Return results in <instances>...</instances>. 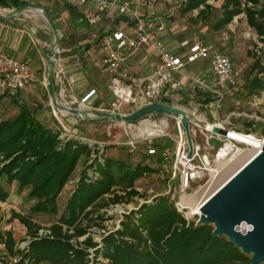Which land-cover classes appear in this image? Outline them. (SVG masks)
Wrapping results in <instances>:
<instances>
[{
	"label": "trees",
	"instance_id": "16d2710c",
	"mask_svg": "<svg viewBox=\"0 0 264 264\" xmlns=\"http://www.w3.org/2000/svg\"><path fill=\"white\" fill-rule=\"evenodd\" d=\"M211 1L217 0H185L181 14L196 11L194 21L206 23L214 10ZM21 4L19 0H0L2 8ZM219 9L220 17L209 24V30L221 31L243 14L247 26L262 43L264 54V0H222ZM253 68L256 74L245 86L248 96L264 91V64L255 63ZM199 101L208 105L212 98L204 96ZM16 106L18 112L14 116L0 121V177L7 183L17 181L19 192L29 188L27 195L34 203L28 214L11 213V218L26 228V246L16 247L11 231H0V242L12 257L4 264H89L98 258L100 264H250L251 256L242 253L225 236L211 235L213 225L193 221L187 224L167 193L152 196L125 214L119 227L102 236L100 242L90 235L79 240L96 219L104 220L100 208L122 201L124 196L116 190L126 196L137 194L135 182L144 174L159 170L158 165L138 162L131 166L123 160L104 157L103 150L96 152L99 148L87 141H61L60 131L40 122L28 105ZM253 127L248 122L244 132H237L249 135L254 132ZM213 144L217 149L221 142ZM92 154L97 157L87 168L93 169L97 178L88 180L84 169L64 211L45 228L49 234L38 236L43 227L31 215H56L59 193L77 164L83 159L87 164ZM154 160L160 162L158 158ZM8 196V189L0 184V202Z\"/></svg>",
	"mask_w": 264,
	"mask_h": 264
},
{
	"label": "built area",
	"instance_id": "2783aa9c",
	"mask_svg": "<svg viewBox=\"0 0 264 264\" xmlns=\"http://www.w3.org/2000/svg\"><path fill=\"white\" fill-rule=\"evenodd\" d=\"M78 5H91L95 10L104 13H113L119 18L124 29H112L102 34H94L98 47L102 52L99 59V66L103 73L108 76L107 90L110 93V100L98 111L113 114H128L134 110L153 103H164L173 107H178L185 110L190 115L191 137H196L197 129L200 128L196 116V110L205 107L199 99L204 96L212 98L209 105H213V109L218 112L220 106L228 93L234 89L238 83L239 72H237L231 59L217 49L212 43L201 38L197 34L191 35L189 38L178 43V48L181 51L175 54L166 49L161 39V35L166 31L167 24L159 17V14L151 7L149 0H76ZM144 48H152L157 55V63L154 68L145 74H134L124 65L125 55L136 53ZM204 64V71L199 73H191L186 71V67L194 64ZM37 81L35 72L30 65L21 60H17L5 51L0 50V91L15 93L22 91L32 86ZM95 91H90L87 95L75 104L63 103L65 106L73 108H87L92 110L88 105ZM178 97L185 100L187 103L194 104L192 110L185 109L177 104ZM208 105V106H209ZM54 114V113H53ZM149 115L143 120L122 125L127 127L134 124H142L144 129H141L138 134V139L130 138L125 146L128 153H134L141 141L145 142V153L147 156L157 157L160 160L158 168L160 171L168 166V164L177 165V162L185 160L191 163L195 159L200 160V164L193 167L187 166L185 172L180 176V188L178 194L171 195V200L175 208L179 211L187 224L193 221L197 224L200 215V209L204 203V199L197 200V211L192 212L191 206L196 199L195 192H189L190 184L204 176L205 170L208 171V177L212 179L213 174L217 171L216 168L207 169L205 166L210 165L207 152L215 151V159L217 160L218 152L228 140L227 138L211 132L212 126H217L225 129L223 121L218 118V122L214 124H206L205 131L209 136L206 137L205 143L193 144V155L187 159V143L181 128L178 117L159 115ZM57 117L56 115H54ZM172 117L175 122V138L167 134L168 124L166 118ZM230 116L227 117V120ZM110 125L119 123L109 122ZM207 125L210 127L207 128ZM149 129V134L147 131ZM62 132L60 131L59 139L61 141L69 138L67 128L61 124ZM196 127V128H195ZM128 129V128H127ZM228 130V129H227ZM151 135V137H150ZM152 139L167 138L173 141V146L167 144H153ZM264 142V136L258 138ZM210 141H219L222 146L215 148L210 146ZM89 142V141H88ZM93 144L92 142H89ZM231 144L234 142H230ZM236 144V143H235ZM235 146V145H234ZM101 153V152H100ZM97 156L92 154L87 165L92 164ZM100 161V160H99ZM202 165V166H201ZM88 180L93 181L97 178V173L93 169H88ZM175 176V171L168 176L170 182ZM172 189L170 183L167 184L165 192ZM151 200V199H150ZM139 199L136 204L123 208L122 204H109L107 210L109 214L112 211L118 213L115 221V226L112 230L120 225L123 216L131 210L150 201ZM107 217L111 218L109 215ZM108 218V219H109ZM110 230V231H112ZM109 231H107L108 233ZM49 234L47 229H39L38 236Z\"/></svg>",
	"mask_w": 264,
	"mask_h": 264
},
{
	"label": "rangeland",
	"instance_id": "374dc122",
	"mask_svg": "<svg viewBox=\"0 0 264 264\" xmlns=\"http://www.w3.org/2000/svg\"><path fill=\"white\" fill-rule=\"evenodd\" d=\"M184 2L185 0H153V8L159 14V17L163 19L164 23L167 24V29L169 30V32H167L169 33V35L167 34V37H169L167 41L170 47L174 48L175 45L177 47L178 43L182 40L189 38L193 34H197L201 38L212 43L223 54L229 57L234 69L239 72V79L236 87L226 95L218 112L213 109L212 104H208L209 106L206 105L205 107L196 110V116L199 119L198 124L200 128L197 129L196 137L192 135L193 144L205 143L206 137L209 136V134L205 131L206 124L217 123L218 118L223 121L225 129L234 131L246 130L247 123L252 122L254 124V132H252L251 135L256 138H261L263 136L262 130L264 129V91L256 96H248L245 86L247 82L256 74V70L253 68L255 63H259L261 65L264 64V54L261 53V48L263 47L262 43L259 42L255 32L247 26L245 16L243 14L234 18L233 21L221 31L213 32L209 30V24L213 23L218 17H220L219 8L222 0L209 2L214 7V10L211 18L206 23L194 21L196 11L182 15L181 6ZM56 4L57 7H60V9H64L58 2ZM9 10L0 8V12L2 14L8 13ZM29 12L36 16L40 24L46 27L42 17L37 11L29 10ZM57 24L61 28L67 30L72 22L70 20H66V24H64L61 20H59L57 21ZM113 26L114 25H112L107 19V28H111ZM199 64L202 63L187 66L186 71L197 73ZM6 96L9 95L6 93L0 95V103ZM177 104L188 110H192L191 108H194V104L185 102V100H182L181 97H178ZM3 106L4 105L0 104V121L11 118L16 114V112H12L13 107L8 108L9 106H7L4 108ZM49 109L50 111L52 110L51 107H49ZM31 110L34 111L33 113L35 115V113L39 111V108L37 110V107L31 106ZM156 115L159 116L160 114ZM228 116H230L229 120H227ZM48 118V124H50V128L52 130L62 132L61 123H64L68 130L67 132L70 139L92 142L93 145L99 148L96 152H98V150L104 151V157L120 159L127 162L131 166H134V164L138 162L153 164L154 166H157L160 163L159 161L156 162L154 160V158L156 159L157 157H147L144 149V141L138 143L139 148L134 153L127 152V148L125 146L126 142L130 138L138 139L137 137L139 131L144 129L142 124H134L129 127H127V125L124 126L121 123L117 125H110L108 123L96 124L80 120L74 121L75 119L73 118L76 117H72L71 115L65 117L57 116V118L50 116ZM45 119H47V117ZM166 120L168 124V130L166 133L172 138H175L176 128L174 119L169 117L166 118ZM146 129L149 133L148 126ZM150 142L157 145L169 144L173 146V141H170L167 138H151ZM209 144L213 147V141H210ZM232 145L245 149V146L243 145L235 143H232ZM207 154L210 165L205 167L207 169L218 167L220 162L215 159V151L210 150ZM197 164H200L199 159H195L191 163L181 160L180 162H177L176 166L172 163L168 164L164 171L157 170L152 173L144 174L135 182L137 194L134 193L131 196H126L124 192L116 190L120 195L124 196L122 201L119 203L122 204L123 208H127L128 206L136 204L139 199L150 200L152 196L162 193H172V195L174 194L176 196L180 188L181 173L183 174L185 172V168L187 166L193 167ZM84 169H86V172L88 171L86 161L83 159L79 164H77L76 169L72 172L68 181L58 195V211L56 215L32 214V220L40 223L43 229L53 222L64 211L67 200L76 188L81 172ZM173 170L175 171V176L170 182H168V176L171 175ZM207 173L208 171L205 170L204 176L201 179H196L190 184L191 188L189 189V192H197L199 200H203L204 196L209 195L214 190V188L210 186L211 177H208ZM168 183L172 185V189L169 192H165V188H167ZM0 184L9 191L7 200L0 202V231H11L12 236L16 241V247H24L28 243L29 239L26 233V228L16 218H11V213L12 211H16L21 214H28L30 206L34 203V199L27 195L29 188L19 192L16 184L7 183L3 176L0 177ZM106 196L108 197V195ZM194 200L196 201V199ZM108 207L109 205L100 208L99 210V213H103V216L105 217L104 220L96 219L94 224L88 228V232L80 237L79 240H82L86 236L90 235L93 237L94 241L100 242L102 236L106 235L107 231L113 229L118 213L112 211L111 213L114 214H109L107 210L110 208ZM107 215L111 218L107 219ZM89 250L91 251L92 249ZM10 260H12V257L8 254L4 244L0 242V264H4V261ZM100 262L101 258H98L96 262L91 261L89 264H100ZM260 264H264V262Z\"/></svg>",
	"mask_w": 264,
	"mask_h": 264
},
{
	"label": "crops",
	"instance_id": "0c3cea01",
	"mask_svg": "<svg viewBox=\"0 0 264 264\" xmlns=\"http://www.w3.org/2000/svg\"><path fill=\"white\" fill-rule=\"evenodd\" d=\"M19 1L42 6L55 22L59 35L58 61L54 77L58 100L62 104L73 105L76 100L79 101L93 90L95 94L91 97L88 105L96 111L105 106L110 100V93L107 90L108 76L102 72L99 66L102 52L93 35L117 28L123 30L121 20L113 13L97 11L89 4L78 5L76 0ZM57 2L63 6V10L57 7ZM149 2L153 8V0H149ZM65 6H69V9ZM2 9L9 10L11 8ZM107 19L114 25L113 27L107 28ZM59 20L64 24H66V20H70L72 24L65 30L58 26L57 21ZM167 32H169L168 29L161 35L164 47L175 54H179L181 51L178 46L175 45L176 48H172L168 44L167 39L169 37L167 36L169 33ZM51 43L52 35L50 31L40 24L36 16L31 14L29 10L15 19L0 22V50L5 51L17 60L27 62L37 76V81L25 90L15 93L0 91V95L5 93L9 95L3 98L0 104L4 105V108L7 106H9L8 108L13 107V113L18 112L17 103L26 104L30 108L31 106L37 107L39 111L35 113V117L48 127H50L48 117H52L54 114L49 109L51 106L46 86L48 62L45 53ZM156 63L155 50L144 48L136 53L126 54L124 65L130 72L141 75L151 71ZM204 69V64H199L197 71L199 73ZM46 117L47 119H45ZM73 119L79 121L77 117ZM61 124L65 126L64 123ZM12 183H15L17 187V181Z\"/></svg>",
	"mask_w": 264,
	"mask_h": 264
},
{
	"label": "water",
	"instance_id": "95a60500",
	"mask_svg": "<svg viewBox=\"0 0 264 264\" xmlns=\"http://www.w3.org/2000/svg\"><path fill=\"white\" fill-rule=\"evenodd\" d=\"M35 10L42 17L52 35V43L47 48L45 58L48 62L46 86L51 109L56 116H75L89 123L132 124L152 114L178 117L187 143V159L193 155V141L190 131V115L183 109L164 103H153L128 114H113L73 108L63 105L57 98L54 77L58 61L59 35L55 22L42 6L25 2L9 10L0 12V22L19 17L25 11ZM211 132L229 137V130L212 126ZM197 224H211V235H223L242 253L251 256L250 264L264 262V142L261 149L237 167L205 199L200 209Z\"/></svg>",
	"mask_w": 264,
	"mask_h": 264
},
{
	"label": "bare ground",
	"instance_id": "6f19581e",
	"mask_svg": "<svg viewBox=\"0 0 264 264\" xmlns=\"http://www.w3.org/2000/svg\"><path fill=\"white\" fill-rule=\"evenodd\" d=\"M207 128L209 129L210 127L207 125ZM228 136V140L225 142L224 146L221 148L217 155V160L220 163L217 171L213 174V176L215 177L212 179L210 185L214 189L219 186L237 167L246 162L254 152L261 149V145L263 143L261 140H258V138L251 134L247 135L234 130H229ZM230 142L243 145L245 146V149L236 147ZM198 196L199 195L196 192L194 194L196 201L198 199ZM207 196H204L203 199H205ZM196 201L192 203V212L197 211V205H199V202L196 203Z\"/></svg>",
	"mask_w": 264,
	"mask_h": 264
}]
</instances>
